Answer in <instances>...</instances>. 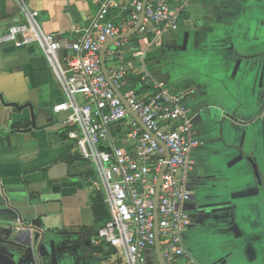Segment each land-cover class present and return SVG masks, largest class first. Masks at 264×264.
<instances>
[{"label": "crops", "instance_id": "0c3cea01", "mask_svg": "<svg viewBox=\"0 0 264 264\" xmlns=\"http://www.w3.org/2000/svg\"><path fill=\"white\" fill-rule=\"evenodd\" d=\"M102 1L27 0L40 27L62 42L77 37ZM117 1L120 7L111 14L116 22L131 11V0ZM180 15L187 25L183 34L150 33L142 66L134 56L141 43L132 34L117 60L105 53V68L132 61L134 70L123 89L142 91L145 71L185 95L194 137L200 141L191 154L195 172L190 179L199 199L185 203L194 217L183 233L194 260L190 264H208L193 253L200 247L196 240L207 238L226 252L250 244L253 258L264 262V186H256L244 158L249 154L255 159L264 180V0H190ZM23 20L15 0H0V35ZM63 99L60 83L36 44L0 45V242L14 240L17 264H50L49 254L57 264H122L119 249L91 240L98 229L92 170L67 137L65 113L53 110ZM114 132L120 143L124 126L117 124ZM213 182L217 191L204 189ZM33 220L49 240L46 247L32 246ZM229 220L237 222L239 238L228 229ZM224 254L212 264L229 256ZM151 255L158 264L155 248L147 252L148 260Z\"/></svg>", "mask_w": 264, "mask_h": 264}, {"label": "built area", "instance_id": "2783aa9c", "mask_svg": "<svg viewBox=\"0 0 264 264\" xmlns=\"http://www.w3.org/2000/svg\"><path fill=\"white\" fill-rule=\"evenodd\" d=\"M188 1L131 0L129 14L116 22L111 14L119 2L103 0L77 37L62 42L40 27L38 13L27 0H15L24 20L0 35V45L36 44L60 83L64 99L53 110L65 113L67 137L80 157L93 165L108 212V220L91 240L119 249L122 264H147V252L155 248V223L163 263H194L183 242V233L192 224L184 205L190 199L195 172L191 154L200 141L194 137L182 92L152 80L145 71L140 77L142 91L125 90L133 62H116L104 71L100 53L109 40L131 32L143 11L134 33L141 43L134 56L142 66L149 34L176 31L182 5ZM129 37L115 40L106 49L109 60L119 58V49ZM62 46L68 51L64 57ZM117 124L125 128L120 143L114 132Z\"/></svg>", "mask_w": 264, "mask_h": 264}, {"label": "water", "instance_id": "95a60500", "mask_svg": "<svg viewBox=\"0 0 264 264\" xmlns=\"http://www.w3.org/2000/svg\"><path fill=\"white\" fill-rule=\"evenodd\" d=\"M145 2H146V0H143V3H145ZM142 17H143V11L140 13V18H139L137 24L135 25V27L133 28V30L131 32H129L128 34H125V35H119V36L109 40L106 44H104V46H103V48L101 50V53H100V63H101L102 69L104 71H105L104 61H105V51H106V49L115 40H117L119 38H122V37H125V36H131L132 34H134L135 31L137 30L140 22H141ZM187 39H188V32H185L184 33V38H183V48L186 47ZM61 54H62L63 57L66 56V54H67V49L64 46L61 47ZM115 92L121 98V100L124 102V99H123L120 91L115 89ZM143 128L145 129L144 126H143ZM154 138L158 141L159 144L163 145L162 142H160L155 136H154ZM244 158L248 162V164L250 165V167L252 169L253 176H254V178L256 180V186L258 188H262L264 186V180L262 179V175L260 173L259 166H258L257 162L249 154H245ZM194 199H195V195L191 191V195H190V199L189 200H194ZM155 205H156V200H155ZM205 207H208L209 209L212 208L211 205H207ZM202 208H203V206H200V209H202ZM184 209L186 210V208H184ZM207 215H208V218H209L210 215H211V211L207 212ZM154 216L156 218V208L154 210ZM191 219H192V223H193L194 217H192ZM30 224L34 228L33 233H32V236H33L32 246L34 248H36V249H38V247H39L38 245H41V244L46 247L48 245V243H49V240L47 238H45V236H44L45 234L41 230L40 223L37 220H33ZM227 224H228V229L233 234V236L235 238H239L241 233H240V228H239L237 222L235 220H229V221H227ZM154 230H155V237H156V239H155V249H156V253H157L158 264H164L162 256H161V253H160V247H159L156 223H155ZM14 246H15L14 245V240H11V239H6V240L0 242V264H17L16 259L14 258L13 254H14V250H18V249L16 247H14ZM245 250H246V253H247V258L249 260H254L255 258H253V253L250 251V245L245 247ZM51 264H57L56 263V258L54 256L51 258ZM147 264H153V262L151 260H148Z\"/></svg>", "mask_w": 264, "mask_h": 264}, {"label": "rangeland", "instance_id": "374dc122", "mask_svg": "<svg viewBox=\"0 0 264 264\" xmlns=\"http://www.w3.org/2000/svg\"><path fill=\"white\" fill-rule=\"evenodd\" d=\"M186 28H187V25L184 22V18L181 17V15H180L179 21H178V29L176 32H179V34H183V32L185 31ZM86 164H87V167L90 168L94 173V175H92L90 177L91 178L90 184H91V188H92L91 190L93 192H101L103 197H104L103 192L101 190H99L100 187H99V189H97V187L99 186L98 185V178H97V175H96V172H95L93 165L89 161H87ZM195 186H196V184H195ZM193 188H194V186L189 187L190 191ZM204 189L207 191H212V190L217 191V188L215 186V182L211 183L210 186L206 185L204 187ZM195 195H196L195 198L198 200L199 199L198 193H196ZM208 197H209L208 193H203L202 198L208 199ZM193 213L194 212H192L191 214H193ZM191 218H192V216H191ZM208 241H209V238H207V241L200 240V242H198V240H196L197 244H199L200 247L198 248L197 252L193 251V253H194V256L200 261H202V259H204L205 263H208V264L211 263L212 264L213 261L218 260V258L222 257L221 255H223L225 253L224 255H229V256L226 259L220 261L219 264H262V263L264 264V262L261 261V257H257L254 260H249L247 258V253L245 250L246 246H244V249H237V250L229 248L230 250H228V252H226V251H223L222 248L219 249V246L218 245L216 246V244H212V243L209 244ZM231 248H233V247H231ZM252 248L253 247L250 245V251L251 252H252ZM241 250H243V251H241ZM119 257L123 258L121 251H120ZM150 260H152L155 264H157V260H155L154 256L151 255Z\"/></svg>", "mask_w": 264, "mask_h": 264}, {"label": "trees", "instance_id": "16d2710c", "mask_svg": "<svg viewBox=\"0 0 264 264\" xmlns=\"http://www.w3.org/2000/svg\"><path fill=\"white\" fill-rule=\"evenodd\" d=\"M91 175H94L93 171L90 172ZM92 199V209L95 218V225L97 228L101 227L108 220V212L104 197L101 192H94L91 195Z\"/></svg>", "mask_w": 264, "mask_h": 264}, {"label": "flooded vegetation", "instance_id": "af4514ba", "mask_svg": "<svg viewBox=\"0 0 264 264\" xmlns=\"http://www.w3.org/2000/svg\"><path fill=\"white\" fill-rule=\"evenodd\" d=\"M201 221L203 220V219H200ZM54 255H48V256H46V259L47 260H50V264H51V258L53 257ZM55 258H56V256H54ZM57 261V260H56ZM57 263V262H56ZM214 264H218L217 262H214Z\"/></svg>", "mask_w": 264, "mask_h": 264}]
</instances>
